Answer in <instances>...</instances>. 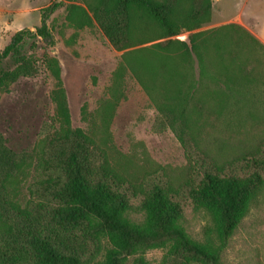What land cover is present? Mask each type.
Returning a JSON list of instances; mask_svg holds the SVG:
<instances>
[{"label": "trees", "instance_id": "16d2710c", "mask_svg": "<svg viewBox=\"0 0 264 264\" xmlns=\"http://www.w3.org/2000/svg\"><path fill=\"white\" fill-rule=\"evenodd\" d=\"M212 4L97 0L94 16L122 50L142 43L149 22L165 36L208 22ZM56 7L43 10L35 31L18 30L0 51V89L29 72L26 48L35 49L36 38L55 44L46 18ZM213 34L192 37L191 45L160 41L123 57L121 68L135 75L158 108L156 130L172 129L184 147L190 179L178 188L164 176L136 185L120 174L102 143L72 127L65 90L58 87L52 97L59 130L37 161L48 178L31 186L34 203L22 209L12 185L33 156L8 146L0 133V264H88L94 257L85 258L89 247L99 249L103 240L102 264H129L131 258L148 264L145 254L152 249L165 251L164 264H223L231 236L264 193V43L237 23ZM8 60L15 67H7ZM182 194L209 212L215 239L200 241L188 232ZM133 212L142 220L131 218Z\"/></svg>", "mask_w": 264, "mask_h": 264}, {"label": "rangeland", "instance_id": "374dc122", "mask_svg": "<svg viewBox=\"0 0 264 264\" xmlns=\"http://www.w3.org/2000/svg\"><path fill=\"white\" fill-rule=\"evenodd\" d=\"M54 3L57 7L47 13L46 24L55 44L36 38V48H26L32 63L29 72L0 89V133L8 146L33 156L12 185L13 200L22 209L30 208L34 203L31 186L48 178L37 161L47 141L59 130L52 97L58 87L65 90L72 127L102 143L120 174L136 185L164 176L178 188L190 179L184 147L172 129L156 130L158 108L135 75L128 68H121L123 57L131 49L168 39L191 45L192 37H212L215 34L209 35L211 31L236 22L221 20L212 4L210 20L198 27L165 36L155 23L149 22L139 37L142 43L118 50L94 16L97 0H0V51L18 30L35 31L42 23L43 10ZM219 33L224 36L223 31ZM7 67H15L14 62L8 60ZM181 199L188 232L200 241L215 239L209 212L196 208L185 194ZM131 218L140 221L143 216L133 212ZM89 248L85 258L91 254L94 257L88 264H102L107 250L105 240L99 249L94 245ZM164 253L163 249H152L145 257L148 264H164ZM221 260L223 264H264V193L250 206ZM129 264H133L132 258Z\"/></svg>", "mask_w": 264, "mask_h": 264}, {"label": "crops", "instance_id": "0c3cea01", "mask_svg": "<svg viewBox=\"0 0 264 264\" xmlns=\"http://www.w3.org/2000/svg\"><path fill=\"white\" fill-rule=\"evenodd\" d=\"M213 8L221 20L245 26L264 43V0H213Z\"/></svg>", "mask_w": 264, "mask_h": 264}]
</instances>
